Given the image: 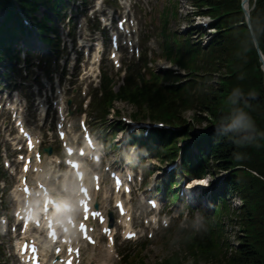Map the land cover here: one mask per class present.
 Returning a JSON list of instances; mask_svg holds the SVG:
<instances>
[{
    "label": "trees",
    "instance_id": "obj_1",
    "mask_svg": "<svg viewBox=\"0 0 264 264\" xmlns=\"http://www.w3.org/2000/svg\"><path fill=\"white\" fill-rule=\"evenodd\" d=\"M255 20H257V31L261 35V45L264 48V0H258V7L255 12ZM229 36V37H228ZM210 59H212V71L219 68H224V64L228 69H236L239 74L235 78V85L232 89L237 93L236 96L244 95L246 92L260 93L259 99L251 102H237V110L241 107L246 110L254 111L255 109L264 108V89L262 85V73L259 69L257 54L251 42V37L248 31L244 28L234 29L232 35H222L221 38L213 45L210 50ZM220 69V70H221ZM242 71V72H241ZM244 92V93H243ZM214 87H203L199 91V100L191 99L188 103L182 102L177 105L175 102L163 104L164 99L152 97L145 102V106L150 111V116L159 117L165 120H171L176 117H181V110L186 108H197L198 111H209L214 121H228L231 114L225 110L232 106V102L227 99L218 101L216 95L213 96ZM219 95V92H218ZM173 114V118H171ZM264 116V115H263ZM203 120L207 118L202 117ZM254 119H249L250 125L255 122ZM202 122V121H201ZM257 122H262L257 120ZM261 130L264 129V123H259ZM260 136L256 133L248 132L244 124H239L234 127L223 129L213 141V154L211 161H214L223 171H229L232 167V161L238 157L239 147L247 148L257 144ZM264 142V141H263ZM261 151H254L255 157H247V164L255 165L256 171L264 178V148ZM258 159V160H257ZM239 175V176H238ZM233 177L229 183V190L233 194H241L239 187H249L250 194L245 195V199L249 200V207L241 209L242 215L238 216L240 221L245 220V226L251 230V236L245 240L244 244L238 247H230L224 251H217V254L209 255L208 264H264V220L261 219L264 212V181L255 179L249 172H240ZM241 176V177H240ZM258 212V215L255 211ZM254 214L257 216L255 221L249 222V217ZM189 250L193 251L196 256V251H200L195 246H189ZM201 252V251H200ZM213 252V251H212ZM223 258L225 260H223ZM201 262V261H199Z\"/></svg>",
    "mask_w": 264,
    "mask_h": 264
},
{
    "label": "rangeland",
    "instance_id": "obj_2",
    "mask_svg": "<svg viewBox=\"0 0 264 264\" xmlns=\"http://www.w3.org/2000/svg\"><path fill=\"white\" fill-rule=\"evenodd\" d=\"M217 1V0H216ZM221 1V0H219ZM195 0H174L171 4L168 2V0L165 2L164 7L168 6L171 8V10H177L178 12V16L173 17V15H170L169 18V24L167 25L168 27V31H170L171 33H175L177 34L179 37L183 38L185 36H194V40L198 41V42H206L207 37H201V38H197L195 37V33H193L194 31L192 30V27L196 26V23H199L202 21V19L200 18H196L195 19V12L194 11H198L197 8H193ZM162 0L160 1V4L162 5ZM176 5V7H175ZM163 7V8H164ZM207 43V42H206ZM203 59L201 60L203 63L201 64H205L208 65V59L209 57H202ZM199 65V67H202V65ZM161 65L165 66V67H172L171 63L168 62H161ZM181 70L178 71H173L179 74H175L176 76H182L184 79H188L187 75L181 74L180 72ZM217 70H214L210 72V74H205L204 77L202 78H206L208 79V86L209 85H213L212 80L215 78H218V74ZM172 73V72H171ZM204 73V72H203ZM196 74V73H195ZM194 74V75H195ZM202 74V72H201ZM193 75V76H194ZM193 80V78L191 77L190 80ZM189 80V81H190ZM206 82V81H205ZM207 83V82H206ZM197 94V95H196ZM200 94L195 93V101L199 100ZM134 106L131 104H117V108L121 109L123 113L127 114V113H134ZM144 111H147L146 107L142 108ZM192 110H190V108H184L183 114L186 115V118L192 117L193 115L197 114L201 117H204L205 115H207V113L203 114L201 113L202 111H198L197 108H191ZM250 114L252 116H254V120H256V123H253V127H258L260 126L259 123H264V118H258L257 116H261L262 115V111L255 109L254 111L250 112ZM257 120H261L262 122H257ZM255 130H257V128H254ZM259 130V129H258ZM264 133V132H263ZM213 165V164H212ZM214 169L217 168L216 166H212ZM219 172V179L225 177L226 173H222V171H218ZM218 178H216L215 176H210L208 177L205 182L207 181H211V182H215L217 181ZM218 179V180H219ZM237 206H239L241 204L240 201H236ZM196 220H197V215H196ZM227 222V220H226ZM225 232L227 234H225V238H224V242L227 246L231 247V246H238L239 241H240V235H239V231L238 228L235 227L232 223L231 225H229L226 229ZM150 252L148 253L147 257L144 259L145 263L148 264H161L162 261L166 260V258L168 257H172V255H178L176 256L180 258V260L183 259H187V261L189 260H193V258H197L198 261H201V264H208V259H209V255L206 254H202V253H196V257L193 253V251L190 250H186V247L184 245L183 242L180 241H172L170 243H163V244H159L156 246L151 247ZM193 257V258H192ZM223 260H225L223 258Z\"/></svg>",
    "mask_w": 264,
    "mask_h": 264
},
{
    "label": "clouds",
    "instance_id": "obj_3",
    "mask_svg": "<svg viewBox=\"0 0 264 264\" xmlns=\"http://www.w3.org/2000/svg\"><path fill=\"white\" fill-rule=\"evenodd\" d=\"M249 120V117L246 113H244L242 110L239 111V114L235 116L234 123L235 124H246Z\"/></svg>",
    "mask_w": 264,
    "mask_h": 264
},
{
    "label": "bare ground",
    "instance_id": "obj_4",
    "mask_svg": "<svg viewBox=\"0 0 264 264\" xmlns=\"http://www.w3.org/2000/svg\"><path fill=\"white\" fill-rule=\"evenodd\" d=\"M246 7H249V6H248V3H246Z\"/></svg>",
    "mask_w": 264,
    "mask_h": 264
}]
</instances>
